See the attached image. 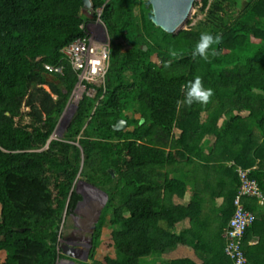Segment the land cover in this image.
<instances>
[{
  "label": "trees",
  "instance_id": "1",
  "mask_svg": "<svg viewBox=\"0 0 264 264\" xmlns=\"http://www.w3.org/2000/svg\"><path fill=\"white\" fill-rule=\"evenodd\" d=\"M90 1L108 67L47 144L78 81L62 49L87 36L89 17L82 0H0V264L64 256L78 175L107 195L92 264H236L231 242L264 264L259 198L242 197L254 219L240 237L224 236L239 169L264 193V0H201L203 19L175 34L152 23L146 0ZM202 33L220 37L207 58L194 54ZM197 77L214 94L188 105L185 86ZM120 118L126 128L113 129ZM106 238L112 251L98 260Z\"/></svg>",
  "mask_w": 264,
  "mask_h": 264
},
{
  "label": "rangeland",
  "instance_id": "2",
  "mask_svg": "<svg viewBox=\"0 0 264 264\" xmlns=\"http://www.w3.org/2000/svg\"><path fill=\"white\" fill-rule=\"evenodd\" d=\"M197 2H199V5L197 7H193L186 20V23L182 27L183 29L193 27L198 21L203 19L204 14L199 12L201 0H198ZM84 13L89 17V21L85 24L87 32L103 26L98 18H93L90 9L86 11L84 10ZM153 60L158 62L156 57H153ZM44 88L48 89L46 85H44ZM75 92L79 93L80 90H76ZM92 93L93 92L90 91V94ZM72 94L63 111V114H61L59 117L57 130L55 129L57 132L54 139L59 138L58 136L62 134L63 131H65L70 117L73 114L76 103L74 102ZM25 110L26 108H23V111ZM27 122L28 118L24 117L23 123ZM73 190L80 194L81 199L78 201L74 209H71L67 214L65 211L63 212L64 219L61 223L59 237V243L63 244L64 247L71 249L73 254L72 256L59 255L55 264H92V261L88 259L92 245V233L100 212L107 201V195L103 190L98 188L96 184H92L91 181L89 182L85 179H82L79 175L74 181ZM103 232L105 233L107 231L104 230ZM111 251L112 248L109 245L108 239H103L97 248V259L102 260L103 256ZM189 252L190 251L187 249L185 253H181L184 255H189ZM0 255H3V252H1Z\"/></svg>",
  "mask_w": 264,
  "mask_h": 264
},
{
  "label": "built area",
  "instance_id": "3",
  "mask_svg": "<svg viewBox=\"0 0 264 264\" xmlns=\"http://www.w3.org/2000/svg\"><path fill=\"white\" fill-rule=\"evenodd\" d=\"M94 30L87 32L86 37L77 39L62 49L63 54L68 56L73 69L78 72V81L73 89L74 95L72 94L76 104L86 89V83L103 81L108 67L110 50L107 34L101 26ZM46 69L60 71V68H52L48 65H46ZM76 90H80V92L77 93ZM248 171L242 169L238 171L241 185L237 197L234 199L236 209L224 234L226 239L240 237L254 219L253 212L247 211L243 207V196L257 197L260 203L264 202V193L259 190L257 183L249 178ZM226 251L231 256H236V264H249L240 249L233 248L232 242L227 244Z\"/></svg>",
  "mask_w": 264,
  "mask_h": 264
},
{
  "label": "water",
  "instance_id": "4",
  "mask_svg": "<svg viewBox=\"0 0 264 264\" xmlns=\"http://www.w3.org/2000/svg\"><path fill=\"white\" fill-rule=\"evenodd\" d=\"M197 1L198 0H146L145 5L150 8L148 18L155 26L160 27L168 33L175 34L183 29L182 27L186 23V20ZM82 2L84 10H89L91 7V1L82 0ZM143 49L146 50V46H143ZM76 105L77 104H75L74 108ZM126 125L127 122L120 118L113 125V129L123 130ZM49 141L47 143H49ZM63 252L65 255L72 256L73 254L71 249L64 250Z\"/></svg>",
  "mask_w": 264,
  "mask_h": 264
},
{
  "label": "clouds",
  "instance_id": "5",
  "mask_svg": "<svg viewBox=\"0 0 264 264\" xmlns=\"http://www.w3.org/2000/svg\"><path fill=\"white\" fill-rule=\"evenodd\" d=\"M101 27L105 30L104 26H101ZM105 32H106V30H105ZM219 39H220V37L218 35L214 37L211 34L202 33L200 36L199 43L196 45L194 54L199 55V56L204 57V58H207V55H206L207 50L209 49V47L213 43L219 42ZM185 87L187 89L186 94H185V103H187L188 105H192L193 103L207 104L209 102L210 98L212 97V95L214 94L210 88L205 89L203 87L202 81L199 77L195 78L193 81H189ZM74 110H75V108H74ZM58 123H59V120H58ZM58 123H57V125H58ZM55 129L57 130V126L55 127ZM55 129L51 135L52 138L51 137L49 138L50 140L55 138V135L57 132ZM61 135L62 134H60L58 137H60ZM230 220H231V218H230ZM63 253L64 252H62V254Z\"/></svg>",
  "mask_w": 264,
  "mask_h": 264
},
{
  "label": "flooded vegetation",
  "instance_id": "6",
  "mask_svg": "<svg viewBox=\"0 0 264 264\" xmlns=\"http://www.w3.org/2000/svg\"><path fill=\"white\" fill-rule=\"evenodd\" d=\"M59 240H60V238H59ZM58 245H59V248L61 249L62 252H63L64 250H69V248L64 247V245L61 244V243H59Z\"/></svg>",
  "mask_w": 264,
  "mask_h": 264
}]
</instances>
